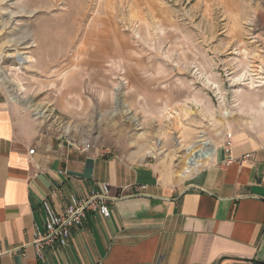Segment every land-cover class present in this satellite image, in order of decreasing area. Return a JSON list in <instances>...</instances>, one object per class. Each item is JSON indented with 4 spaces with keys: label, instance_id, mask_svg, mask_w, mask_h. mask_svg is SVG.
Listing matches in <instances>:
<instances>
[{
    "label": "rangeland",
    "instance_id": "1",
    "mask_svg": "<svg viewBox=\"0 0 264 264\" xmlns=\"http://www.w3.org/2000/svg\"><path fill=\"white\" fill-rule=\"evenodd\" d=\"M0 66L42 131L180 177L264 127V0H0Z\"/></svg>",
    "mask_w": 264,
    "mask_h": 264
},
{
    "label": "crops",
    "instance_id": "2",
    "mask_svg": "<svg viewBox=\"0 0 264 264\" xmlns=\"http://www.w3.org/2000/svg\"><path fill=\"white\" fill-rule=\"evenodd\" d=\"M18 99L0 87V264H264V127L208 144L173 177L135 155L59 141ZM102 183L109 214L87 211L39 259L43 201L60 213Z\"/></svg>",
    "mask_w": 264,
    "mask_h": 264
},
{
    "label": "built area",
    "instance_id": "3",
    "mask_svg": "<svg viewBox=\"0 0 264 264\" xmlns=\"http://www.w3.org/2000/svg\"><path fill=\"white\" fill-rule=\"evenodd\" d=\"M4 71L0 66V81H2ZM75 145L81 150H87L88 144L84 146ZM33 149L29 152L33 153ZM109 195V186L102 183L97 190H92L83 197L73 196L70 204L62 212H55L47 201H43L44 216L42 223L34 226V237L32 247L39 259H44L47 249L56 244L64 245L69 238L72 229L80 226L86 218L87 211L99 210L104 216L109 214L108 202L113 200Z\"/></svg>",
    "mask_w": 264,
    "mask_h": 264
},
{
    "label": "bare ground",
    "instance_id": "4",
    "mask_svg": "<svg viewBox=\"0 0 264 264\" xmlns=\"http://www.w3.org/2000/svg\"><path fill=\"white\" fill-rule=\"evenodd\" d=\"M21 60H22V58H21ZM4 79H5V76H3V78H2L3 82H4ZM10 94H11L12 99L16 98V95L14 93L11 92ZM208 144H209V141H203V142L200 143V147L199 148H195V144L194 145H189L187 147V149H186V151L189 153V155H188V157L186 159L187 165L191 164L193 162H196L199 159H202L203 157L207 156L209 154V149L207 148Z\"/></svg>",
    "mask_w": 264,
    "mask_h": 264
}]
</instances>
